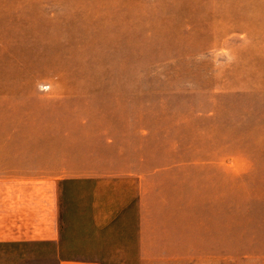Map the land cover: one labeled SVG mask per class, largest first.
I'll list each match as a JSON object with an SVG mask.
<instances>
[{
	"label": "rangeland",
	"instance_id": "obj_1",
	"mask_svg": "<svg viewBox=\"0 0 264 264\" xmlns=\"http://www.w3.org/2000/svg\"><path fill=\"white\" fill-rule=\"evenodd\" d=\"M24 172L93 179L63 188L64 257L264 264V0H0V175Z\"/></svg>",
	"mask_w": 264,
	"mask_h": 264
},
{
	"label": "crops",
	"instance_id": "obj_2",
	"mask_svg": "<svg viewBox=\"0 0 264 264\" xmlns=\"http://www.w3.org/2000/svg\"><path fill=\"white\" fill-rule=\"evenodd\" d=\"M93 179L62 178L52 174L7 173L0 175V249L8 264H100L78 256L64 257L62 193L68 185H91ZM142 196L128 217L137 219L140 254L147 243L144 236ZM93 206L103 205L95 199ZM100 221L99 211L93 216ZM17 249V250H16Z\"/></svg>",
	"mask_w": 264,
	"mask_h": 264
}]
</instances>
